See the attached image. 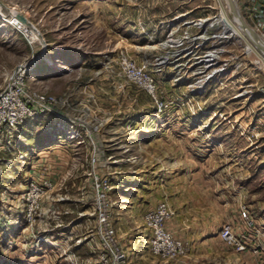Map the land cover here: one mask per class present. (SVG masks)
Masks as SVG:
<instances>
[{
  "label": "rangeland",
  "instance_id": "rangeland-1",
  "mask_svg": "<svg viewBox=\"0 0 264 264\" xmlns=\"http://www.w3.org/2000/svg\"><path fill=\"white\" fill-rule=\"evenodd\" d=\"M218 11V0H0V89L20 62H29L26 83L58 97L59 108L84 122L91 137L78 142L63 138L48 114L26 119L12 134L0 132V264H97L96 199L89 174L96 137L102 144L95 151L101 154L95 172L110 184L106 193L115 228L133 232L140 214L170 194L178 195L172 191L177 183L186 231H197L201 214L208 217L207 230L218 232L223 222L243 226L239 209L247 206L258 228L252 246L260 249L257 260L264 264V101L244 91H255L264 82L262 73L251 65L229 67L232 74L207 83L199 98L208 111L195 116L187 105H172L171 112L157 113L152 97L128 81L116 61L128 52L152 71L162 98L178 95L190 79L172 85L177 93L171 94L159 62L174 16L206 18ZM219 46L224 48L220 58H253L243 53L238 40H223ZM211 109L221 114L210 118ZM173 118L190 121L179 128L188 158L169 164L163 151L173 157L179 145L169 144L159 125ZM230 133L235 140L207 139ZM163 164L169 169L165 175L158 169ZM198 167L203 174H196ZM40 173H48L53 187L41 197L39 215L28 226L24 193L31 177ZM225 210L233 212V219L224 220ZM149 234L146 228L141 239H134L136 251L123 246L126 264H146V252L154 255ZM245 259L235 255V264H246Z\"/></svg>",
  "mask_w": 264,
  "mask_h": 264
},
{
  "label": "built area",
  "instance_id": "built-area-1",
  "mask_svg": "<svg viewBox=\"0 0 264 264\" xmlns=\"http://www.w3.org/2000/svg\"><path fill=\"white\" fill-rule=\"evenodd\" d=\"M218 1L219 11L210 17L187 19L184 18V14L175 15L174 24L170 26L167 37L163 41L166 51L159 62H163L164 66H170L173 70L170 77L171 84H178L189 79L191 81L186 82V89L178 95L172 94L162 98L158 93V81L151 70L140 64L128 52H123L118 56L116 61L125 78L152 97L157 113L168 111L172 105L177 107L187 105L190 114L195 116L208 111L202 106L199 98L206 91L207 83L232 72V70L226 71L229 67L234 69V66L251 65L253 69H257L264 76V0H235L240 14L257 35L258 40L250 32L248 33V30L242 29V34H240L231 28L222 14L225 0ZM227 14L232 16L228 9ZM12 22L20 27L16 18L12 19ZM177 31L178 34L174 36L173 34ZM223 40H238L243 46V53L253 54V58L240 60L237 55L220 58L224 48L219 46V42ZM29 69V62H20L0 89V132L6 131L12 134L26 119L48 114L57 121L58 131L62 133L63 138L75 142L81 141L80 138L83 136L91 139L84 122L67 116L65 111L59 108L58 97L48 91L35 89L26 83ZM256 88L255 91L250 88L244 91L248 97L258 94L264 101V82H259ZM66 101V97L61 100L62 103ZM209 112H211L210 118L217 113L221 114L219 110L211 109ZM232 124L234 126L233 122ZM239 126H241L240 123H237V127ZM82 128H86L84 134L80 132ZM92 144V164L89 174L93 176L92 182L96 199L97 264H126L128 253L120 244L116 236V228L110 217V205L106 193L110 184L108 179L100 177L95 172V161L96 157H99V153H95L97 149L94 141ZM52 187L53 181L48 173H40L31 177L24 193L23 220L28 226L35 223L42 207L41 197ZM175 212L167 199H161L143 215L144 225L150 232L149 250L164 260H179L190 251V243L178 238L167 227V222L175 215ZM239 216L245 221L243 226L235 225L232 222H223L218 230V235L227 246L238 252L260 251L259 248L252 246L258 228L253 224L247 206L240 207ZM44 242L46 239L43 240ZM69 255L75 260L79 259V255L75 252H70Z\"/></svg>",
  "mask_w": 264,
  "mask_h": 264
},
{
  "label": "crops",
  "instance_id": "crops-1",
  "mask_svg": "<svg viewBox=\"0 0 264 264\" xmlns=\"http://www.w3.org/2000/svg\"><path fill=\"white\" fill-rule=\"evenodd\" d=\"M164 71H165V82L164 84L166 86H169L168 90L169 92H171V94L173 92H176L177 90H175L174 87H172V84L170 82V77L173 74V70H171L170 66H164ZM181 85V82L179 84V87ZM182 91L179 90V93ZM177 93V92H176ZM175 93V94H176ZM170 95V94H169ZM169 112H171V110H169ZM171 117V115H170ZM190 121L186 122L185 121H181L178 118H173L172 120L168 119V120H163V122L159 125V127H163V129H166L163 132V137H165V139L168 141L169 144H178L179 145V151L177 153V155H174L173 157H171V155L167 154V152L165 153L163 151V160H165V157L168 156V163L171 164V160L173 161H180V159H187V154H186V137L182 135V133L184 131L179 130L182 128H185L186 126H188V124ZM194 127V126H192ZM171 128L173 130H175L176 132H172ZM213 128V123L211 124V129ZM169 130V131H167ZM213 131V130H212ZM229 131V130H228ZM232 133V132H231ZM231 133L228 136L225 137H214L213 135L211 137H207L208 140L210 141H214L215 139L219 140L220 138L225 139L227 141L229 140H235L234 136H231ZM210 136V135H209ZM203 138L206 137H202L201 140H205ZM213 138V139H212ZM215 138V139H214ZM150 140V139H149ZM95 147L97 150L101 149V144H102V140L100 137H96L95 141ZM181 144H183V148L181 149ZM201 144V143H199ZM97 145V146H96ZM185 147V148H184ZM100 152V151H99ZM197 155L200 156H210L212 153H206L203 154L202 152H195ZM99 155H101L99 153ZM195 159L198 158V156H194ZM202 159V158H201ZM164 166H159L158 169H162L163 171V175H165V172H169L168 167H166L165 164H163ZM194 171L196 172V174H198L199 172H201V174H203L202 168H196L194 169ZM194 172V173H195ZM182 174V173H179ZM174 187L172 191H178V195H169V197H167L168 202L173 206V208L175 209V215L167 222V227L173 231V233L177 236H180L181 238L189 241L190 243V251L187 253V255H185L184 257H182L179 260H164L161 259L159 257H156L154 255H152L150 252H146V254L148 256H144L145 257V263L146 264H158V261L162 262V264H235V255H239L241 257H246L245 261L247 262L246 264H261L260 261L257 260V257L259 254L258 253H253L251 251H245V252H238L236 250H234L232 247L227 246L222 239L220 238V236L218 235L217 231L214 230H207V219L208 217H206L204 214H201L200 217H198L197 220V224L199 225V228H196L197 231H186L185 226H183L182 224H185V217L182 215L183 214V205H184V201L181 199V194L179 186H181V184H177L174 183ZM171 183H168V189L171 188ZM170 187V188H169ZM165 191V190H164ZM159 200V199H158ZM121 201H123V199H121ZM228 202V201H226ZM183 203V205H182ZM135 205L139 206V203H136L134 205L130 206L135 207ZM229 202L227 203L226 207H228ZM132 207V208H133ZM135 209H139L135 208ZM228 209V208H227ZM233 212L230 213L228 212V210H225V218L224 220H230L233 219ZM132 216V214H131ZM140 222L136 223L133 226V232H129L128 229L124 232L123 230H120V228H116V233L118 235V238L121 241L122 246H126L127 248H132L133 250H138V247H135V241H138L139 239L142 238V236L144 234H146V228L143 225V215L140 214ZM133 221H135L134 218H132ZM191 226V225H190ZM197 226V225H195ZM139 235V237H138ZM134 239H136L134 241ZM139 251H137L136 253H138ZM140 253H142V251H140ZM256 255V256H255ZM252 257L251 260L249 259V257ZM260 258V257H259ZM129 260H131L129 258ZM157 260V261H156ZM257 260V261H256ZM129 262V261H128ZM161 264V263H159Z\"/></svg>",
  "mask_w": 264,
  "mask_h": 264
},
{
  "label": "bare ground",
  "instance_id": "bare-ground-1",
  "mask_svg": "<svg viewBox=\"0 0 264 264\" xmlns=\"http://www.w3.org/2000/svg\"><path fill=\"white\" fill-rule=\"evenodd\" d=\"M225 5H223V10H222V14H223V17L226 19L228 25L233 28L234 30L238 31L240 34H242V27L240 26L239 24V18H240V15L238 13V6L237 4L235 5L234 9H231L230 7V3L228 0H225L223 2ZM237 8V9H236ZM227 9L231 11V15L232 16H229L227 14ZM250 32V34L252 35V31H250V29L248 30V33Z\"/></svg>",
  "mask_w": 264,
  "mask_h": 264
},
{
  "label": "water",
  "instance_id": "water-1",
  "mask_svg": "<svg viewBox=\"0 0 264 264\" xmlns=\"http://www.w3.org/2000/svg\"><path fill=\"white\" fill-rule=\"evenodd\" d=\"M229 1V3H230V7H231V9H234V7H235V0H228ZM238 11V13H239V15H240V18H239V24H240V26L244 29V30H249L250 29V31H252V29L249 27V25L246 23V21L244 20V18L242 17V15L240 14V12H239V10H237ZM39 32V31H38ZM39 35H40V32H39ZM252 35H253V37L255 38V39H257L258 40V38H257V35L252 31ZM41 36V35H40ZM42 37V36H41ZM42 41H43V38H42ZM264 47V46H263Z\"/></svg>",
  "mask_w": 264,
  "mask_h": 264
}]
</instances>
